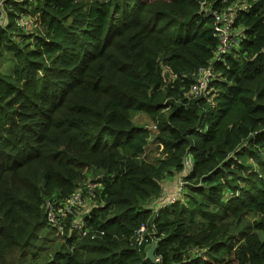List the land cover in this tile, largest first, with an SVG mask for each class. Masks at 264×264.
Returning a JSON list of instances; mask_svg holds the SVG:
<instances>
[{
    "label": "trees",
    "instance_id": "1",
    "mask_svg": "<svg viewBox=\"0 0 264 264\" xmlns=\"http://www.w3.org/2000/svg\"><path fill=\"white\" fill-rule=\"evenodd\" d=\"M222 9L236 13L240 39L220 58ZM21 13L37 16L31 32ZM6 52L0 264H264V0L14 1L0 23ZM208 66L193 96V73ZM140 111L157 128L154 161ZM170 177L184 192L169 204ZM91 183L84 218L98 235L73 233L44 258L46 199ZM144 222L149 240L133 246Z\"/></svg>",
    "mask_w": 264,
    "mask_h": 264
},
{
    "label": "built area",
    "instance_id": "2",
    "mask_svg": "<svg viewBox=\"0 0 264 264\" xmlns=\"http://www.w3.org/2000/svg\"><path fill=\"white\" fill-rule=\"evenodd\" d=\"M21 0H0V17L6 20V10L12 9V2ZM30 13H21L16 16V23L24 31H27L31 27ZM236 18V13L230 9H222L214 11V22L213 30L214 34L218 37V45L216 50V57H223V55L231 53L234 48L238 46L239 43V28L234 24ZM2 23V22H0ZM37 26V22L33 24ZM212 76V68L200 67L197 71L193 73L194 80L190 87V94L193 96L202 94L208 87L209 81ZM193 166V159L190 157L188 159L187 169H191ZM182 184V183H181ZM96 183L90 184L88 187L80 186L77 188L69 197L63 200H55L52 198H47L45 206V214L47 221L50 225L56 227L61 235L67 239V237L76 233L77 238L90 236L92 238L96 237L98 234L91 232L87 219L84 218V214L89 211L88 216L91 212V206L89 209L82 212V206L84 203L85 192L89 193L92 197L95 195L94 187ZM183 185H180L181 189ZM175 196L171 195L169 201L175 200ZM165 205V204H163ZM98 206V205H97ZM103 233V232H102ZM149 240L148 237V222L142 223L139 230L136 233L134 240L132 241L133 246L140 247L145 241ZM161 257L156 255V261H160Z\"/></svg>",
    "mask_w": 264,
    "mask_h": 264
},
{
    "label": "rangeland",
    "instance_id": "3",
    "mask_svg": "<svg viewBox=\"0 0 264 264\" xmlns=\"http://www.w3.org/2000/svg\"><path fill=\"white\" fill-rule=\"evenodd\" d=\"M2 17H0V20ZM37 22V16L36 15H32L31 18V27L30 29H28L27 31H25L26 33L31 32L35 26H33V24ZM14 68V63H13V54L11 52H6L4 53L2 56H0V73H4V74H10L12 72ZM134 119L140 123H142L143 125L147 126L151 132H152V138L150 139L149 142V146L147 148V158L149 160L154 161V159L158 156V151L156 150V145L153 142L154 140V135L155 132L157 130L155 122L153 121V119L146 113L144 112H136L135 113V117ZM88 179H91V177H89ZM171 181H174V177H170ZM182 183V184H181ZM183 185V187L180 189L179 186ZM89 185H87L86 187H88ZM168 192V193H167ZM167 192H163L162 196L167 199V201H169V197L171 195H174L175 197H177L179 194H182L184 192V182L183 180L180 179V181L177 184H174L173 188L170 191ZM176 201V198L175 200ZM172 202H168L173 203ZM84 203L85 205L82 206V214L85 213V211L87 209H89L90 205L92 204V197L89 193L85 192V196H84ZM155 207H157V204L155 205ZM248 217L253 220V215H248ZM50 225V224H49ZM67 239H64V237L61 235V233L58 231V229L52 225L50 226H46L44 227L39 234V242L42 245V249H41V254L44 255V258H50L53 256V254L60 249V246L63 242H65ZM63 241V242H62ZM43 258V259H44Z\"/></svg>",
    "mask_w": 264,
    "mask_h": 264
},
{
    "label": "water",
    "instance_id": "4",
    "mask_svg": "<svg viewBox=\"0 0 264 264\" xmlns=\"http://www.w3.org/2000/svg\"><path fill=\"white\" fill-rule=\"evenodd\" d=\"M156 246H157L156 242L155 241L152 242L151 246L147 249V254H146L147 258H149L154 262L156 261Z\"/></svg>",
    "mask_w": 264,
    "mask_h": 264
},
{
    "label": "crops",
    "instance_id": "5",
    "mask_svg": "<svg viewBox=\"0 0 264 264\" xmlns=\"http://www.w3.org/2000/svg\"><path fill=\"white\" fill-rule=\"evenodd\" d=\"M3 21H5V20H4V19L0 20V22H3ZM167 182H168V184H167L166 187L164 188L163 192L170 191V190L173 188V186H174V182H175V180H174V181L167 180ZM167 193H168V192H167ZM166 200H167V199H165V201H166ZM157 202H158V201H154V203H153V205H154V211H157L158 207L163 205V204H159V203H157ZM156 204H157V207H155Z\"/></svg>",
    "mask_w": 264,
    "mask_h": 264
}]
</instances>
